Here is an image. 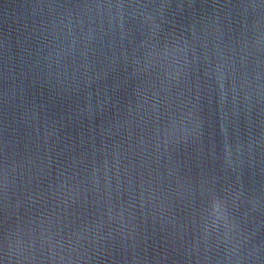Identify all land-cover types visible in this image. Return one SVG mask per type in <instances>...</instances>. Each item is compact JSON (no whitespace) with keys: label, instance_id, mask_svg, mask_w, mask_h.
I'll use <instances>...</instances> for the list:
<instances>
[{"label":"water","instance_id":"1","mask_svg":"<svg viewBox=\"0 0 264 264\" xmlns=\"http://www.w3.org/2000/svg\"><path fill=\"white\" fill-rule=\"evenodd\" d=\"M0 264H264V0H0Z\"/></svg>","mask_w":264,"mask_h":264}]
</instances>
